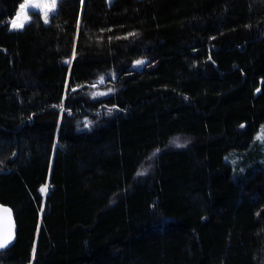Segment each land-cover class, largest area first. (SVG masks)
Returning a JSON list of instances; mask_svg holds the SVG:
<instances>
[{"label": "trees", "instance_id": "1", "mask_svg": "<svg viewBox=\"0 0 264 264\" xmlns=\"http://www.w3.org/2000/svg\"><path fill=\"white\" fill-rule=\"evenodd\" d=\"M22 3L0 0V264H264V0H60L11 31Z\"/></svg>", "mask_w": 264, "mask_h": 264}, {"label": "snow or ice", "instance_id": "2", "mask_svg": "<svg viewBox=\"0 0 264 264\" xmlns=\"http://www.w3.org/2000/svg\"><path fill=\"white\" fill-rule=\"evenodd\" d=\"M57 0H51L50 4H44L41 6V4L36 3L35 0H24V3L20 5V10L17 12L16 19H13L11 21V27L12 29H22L26 23H30V17L29 13L36 14V9L43 8V17H44V23L49 22V15L54 13L56 10ZM23 16V19L21 20V17ZM17 21H20L19 23ZM134 35V34H130ZM145 63L144 61H136L137 65H141ZM101 83H103V78H101ZM107 93H99V95H106ZM62 107V106H61ZM111 111V110H109ZM261 139H264V137H260ZM179 146V145H178ZM159 151V150H157ZM143 172L137 173V175H143ZM41 193H47L48 186L44 185L40 189ZM11 237L7 239L0 238V249L7 246V244L10 242Z\"/></svg>", "mask_w": 264, "mask_h": 264}, {"label": "water", "instance_id": "3", "mask_svg": "<svg viewBox=\"0 0 264 264\" xmlns=\"http://www.w3.org/2000/svg\"><path fill=\"white\" fill-rule=\"evenodd\" d=\"M16 233L17 226L12 210L8 206L0 205V238L7 239L11 237L10 242L4 248H7L13 243Z\"/></svg>", "mask_w": 264, "mask_h": 264}, {"label": "rangeland", "instance_id": "4", "mask_svg": "<svg viewBox=\"0 0 264 264\" xmlns=\"http://www.w3.org/2000/svg\"><path fill=\"white\" fill-rule=\"evenodd\" d=\"M60 0H57V5H56V10H55V12L54 13H52V14H50L49 15V17H48V19H50V16H52L53 14H55L56 13V11H57V8H58V2H59ZM35 2L36 3H39V4H41V6H43L44 4H50L51 3V0H35ZM113 2V0H109V3H112ZM20 10V7H19V9H18V11ZM36 13H38V14H40V16L42 17V19L44 20V17H43V8L41 7V8H39V9H36ZM17 16V15H16ZM29 17H30V22L32 21V14L31 13H29ZM14 19H16V17L14 18ZM23 19V16L21 17V20ZM18 23L20 22V21H17ZM29 23H26L25 24V26L22 28V29H12V27H11V23H10V30L11 31H20V30H23L27 25H28Z\"/></svg>", "mask_w": 264, "mask_h": 264}]
</instances>
